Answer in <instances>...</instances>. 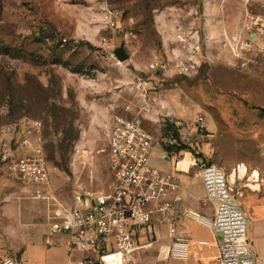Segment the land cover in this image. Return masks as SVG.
<instances>
[{"label": "rangeland", "instance_id": "374dc122", "mask_svg": "<svg viewBox=\"0 0 264 264\" xmlns=\"http://www.w3.org/2000/svg\"><path fill=\"white\" fill-rule=\"evenodd\" d=\"M119 48L129 56L124 62L115 57ZM155 56L166 72L150 70ZM190 58L206 65L194 76L179 74ZM126 106L155 136L164 120L188 123L202 114L209 162L226 176L245 164L264 179V0H0V127L41 123L50 187L61 204L76 185L110 188L109 128ZM182 156L154 147L148 163L195 195L199 178L188 152ZM246 184H237L242 198L232 194L244 214ZM48 210L31 188L0 174V256L15 260L27 242L46 239ZM181 223L188 237V221ZM153 230L157 239L128 264L183 263L165 257L167 227Z\"/></svg>", "mask_w": 264, "mask_h": 264}, {"label": "built area", "instance_id": "2783aa9c", "mask_svg": "<svg viewBox=\"0 0 264 264\" xmlns=\"http://www.w3.org/2000/svg\"><path fill=\"white\" fill-rule=\"evenodd\" d=\"M191 49L193 54L200 51L197 44ZM203 64L205 62L190 58L187 65L179 66V74L194 76ZM167 65L155 56L149 68L163 73L167 71ZM141 87L143 84L139 81L137 88ZM141 98V110L147 113L150 106L144 89ZM204 121V116L197 114L188 123L170 122L171 129L155 136L144 126L139 112L136 114L124 107L121 114L112 116L109 128L107 169L112 179L110 188L86 192L76 185L70 202L63 205L50 187L42 125L39 121L22 119L0 127V174L31 188L33 198L45 202L50 212L47 218L49 233L66 237L69 255L85 254L82 259H70L67 264H128L131 255L144 246L140 244L142 235L148 242L155 240L153 224L165 225L168 229L171 243L165 257L186 262L191 240L177 232L176 224L188 220L213 233L217 256L210 264H264L250 247L246 219L232 199L231 183L224 171L207 158L205 146L210 134ZM154 147L172 157H184L188 152L187 166L196 171L202 183L204 202L212 211L209 217L175 208L179 201L177 178L149 166ZM174 170V173L182 172L177 167ZM194 244L198 247L209 245L203 240ZM0 264L16 263L10 257L0 256Z\"/></svg>", "mask_w": 264, "mask_h": 264}, {"label": "crops", "instance_id": "0c3cea01", "mask_svg": "<svg viewBox=\"0 0 264 264\" xmlns=\"http://www.w3.org/2000/svg\"><path fill=\"white\" fill-rule=\"evenodd\" d=\"M236 169L238 170V165H236L235 168L231 169L229 174L233 170L235 172ZM253 171H251L250 173L249 171H247V175L251 174ZM236 175L237 176L234 182H231L229 179L228 180L234 189V195H237L239 198H242L243 191L239 189L237 190V184L239 181L242 180L239 178V172ZM228 176L229 175H227V178ZM246 177L243 180L247 181ZM198 183L199 185L198 188L195 189V195L191 194L189 190L187 191L186 189L179 186V190L176 193V197L179 201L175 204V208H182L185 205L188 210L209 217L212 212L211 207L204 202L203 186L200 180H198ZM250 191L251 193H249L246 202H244L246 213H243L246 219L247 238L250 243V247L258 258V260L264 263V194H262L263 190L255 192L250 189ZM181 225H183V223L181 222H178L176 224V229L179 234L183 233ZM182 235H184V233ZM53 236H57L55 240L53 239ZM53 236L50 235L48 230L46 239L40 238L34 241L27 242L23 247L17 250L18 256L15 259V263L67 264L70 259L80 260L85 255L81 252H76L73 255H69L66 249V237L57 234ZM141 238H144L140 239L141 245L148 244V241H146L144 235H142ZM188 238H190L191 240L188 264H210L212 260L215 259V257L217 256V249L214 243V237L211 230L201 227L193 221L188 220ZM156 239L157 238H155V240ZM167 240L169 241L170 246V238L168 237ZM198 240L207 241L209 245L206 247H198L194 244V242ZM142 247L144 246H141V248ZM184 263L185 262L180 264Z\"/></svg>", "mask_w": 264, "mask_h": 264}, {"label": "bare ground", "instance_id": "6f19581e", "mask_svg": "<svg viewBox=\"0 0 264 264\" xmlns=\"http://www.w3.org/2000/svg\"><path fill=\"white\" fill-rule=\"evenodd\" d=\"M239 172V178L243 180L247 175V167L245 164H239L238 170L234 172V170L229 174L228 179L231 182L235 181L236 174ZM247 187L255 192L261 191L262 185L264 186V179H260L258 171H253L251 174L247 175Z\"/></svg>", "mask_w": 264, "mask_h": 264}, {"label": "water", "instance_id": "95a60500", "mask_svg": "<svg viewBox=\"0 0 264 264\" xmlns=\"http://www.w3.org/2000/svg\"><path fill=\"white\" fill-rule=\"evenodd\" d=\"M115 57L119 62H124L128 59L129 56L123 48H119L115 51ZM262 112L264 113V108H262Z\"/></svg>", "mask_w": 264, "mask_h": 264}, {"label": "trees", "instance_id": "16d2710c", "mask_svg": "<svg viewBox=\"0 0 264 264\" xmlns=\"http://www.w3.org/2000/svg\"><path fill=\"white\" fill-rule=\"evenodd\" d=\"M203 65H206V64H203ZM202 65V67H203ZM201 69V68H200ZM169 129H171V125H170V122H168L167 120H164L163 122V127H162V131L163 132H166L168 131Z\"/></svg>", "mask_w": 264, "mask_h": 264}]
</instances>
